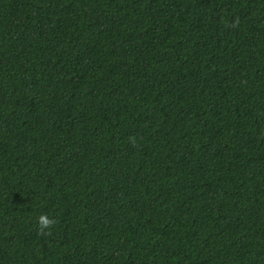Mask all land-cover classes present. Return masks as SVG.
<instances>
[{
    "label": "trees",
    "instance_id": "trees-1",
    "mask_svg": "<svg viewBox=\"0 0 264 264\" xmlns=\"http://www.w3.org/2000/svg\"><path fill=\"white\" fill-rule=\"evenodd\" d=\"M0 264H264V0H0Z\"/></svg>",
    "mask_w": 264,
    "mask_h": 264
},
{
    "label": "clouds",
    "instance_id": "clouds-1",
    "mask_svg": "<svg viewBox=\"0 0 264 264\" xmlns=\"http://www.w3.org/2000/svg\"><path fill=\"white\" fill-rule=\"evenodd\" d=\"M37 224L39 225V231L44 232L50 230L55 223L54 219L50 218L47 214H42L37 218Z\"/></svg>",
    "mask_w": 264,
    "mask_h": 264
}]
</instances>
